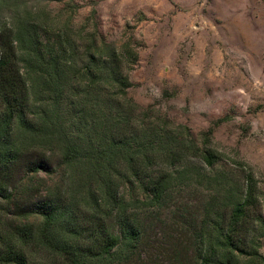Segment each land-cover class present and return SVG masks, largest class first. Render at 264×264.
<instances>
[{"label": "trees", "instance_id": "obj_1", "mask_svg": "<svg viewBox=\"0 0 264 264\" xmlns=\"http://www.w3.org/2000/svg\"><path fill=\"white\" fill-rule=\"evenodd\" d=\"M12 28L0 31V264H129L145 239L141 209L157 213L172 187L201 183L187 159L211 167L217 156L176 142L125 98L124 64L136 61L127 48L102 53L85 39L78 54L69 38L43 44L30 23ZM40 153L58 159L51 188L32 181L41 163L21 164ZM245 184L237 199L207 190L191 264H264L256 182Z\"/></svg>", "mask_w": 264, "mask_h": 264}, {"label": "rangeland", "instance_id": "obj_2", "mask_svg": "<svg viewBox=\"0 0 264 264\" xmlns=\"http://www.w3.org/2000/svg\"><path fill=\"white\" fill-rule=\"evenodd\" d=\"M23 22L43 44L69 38L78 54L85 39L102 53L130 50L136 61L124 64L132 85L125 98L176 142L217 156L211 167L187 159L201 183L172 187L157 213L141 209L145 239L129 264H191L192 225L207 190L226 186L237 199L249 175L264 220V0H0V31ZM57 160L40 153L21 164L41 163L32 181L51 188L61 178ZM254 246L264 258V235Z\"/></svg>", "mask_w": 264, "mask_h": 264}]
</instances>
